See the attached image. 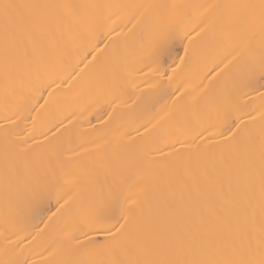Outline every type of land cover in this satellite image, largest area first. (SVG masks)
<instances>
[{
	"label": "snow or ice",
	"instance_id": "6c2138e0",
	"mask_svg": "<svg viewBox=\"0 0 264 264\" xmlns=\"http://www.w3.org/2000/svg\"><path fill=\"white\" fill-rule=\"evenodd\" d=\"M80 50L110 130L73 144L6 118L0 264H264V0H0L6 107Z\"/></svg>",
	"mask_w": 264,
	"mask_h": 264
},
{
	"label": "bare ground",
	"instance_id": "6f19581e",
	"mask_svg": "<svg viewBox=\"0 0 264 264\" xmlns=\"http://www.w3.org/2000/svg\"><path fill=\"white\" fill-rule=\"evenodd\" d=\"M12 2H19V0H12ZM77 2H89V3H147L151 0H77ZM117 32L120 28L116 29ZM126 31V29H125ZM104 41H109V51L112 47L119 46L122 43L121 39H116L111 33L109 36H103ZM112 37L109 40V37ZM99 48L102 50L104 44L101 43ZM85 52L72 51L69 56L65 59L63 65L58 66L57 72L53 79L55 83H49V86L40 90L39 82L34 83L29 89H26L22 97H18L15 102L9 104L7 107L4 104L2 94H0V126L6 124V118L12 121H17L15 127L10 128V131L19 133L21 136L25 135L29 129L36 128L39 131H45L48 127H51V135L53 132L58 133V138L66 139L71 137L73 144L81 140L87 141L93 139L96 135L101 132H108L110 126L101 129L100 125L103 122L108 113L112 111V108L105 103L106 94L99 92H89L85 87L88 76L92 72V68H88L84 72L85 63L77 64V58L83 56ZM107 53L103 51L98 52L99 60L98 64L104 60ZM92 59L91 55L88 56V60ZM201 68L192 69V72L200 71ZM146 74H148V69H143L142 73H137V78L132 83L138 84L137 89H132L129 86V91H135L139 94L141 91L145 95L150 94L149 85L155 83L152 79H147V83L141 82L146 79ZM183 87V85H181ZM36 89V91H33ZM0 93H2V85H0ZM251 96H255V93H251ZM136 97L133 96V99ZM260 101L258 99H253L247 108L255 107L256 111H259ZM43 106V107H41ZM30 109V111H29ZM39 110V111H37ZM256 113L254 112L253 115ZM119 115V114H118ZM33 117H36L35 122ZM66 117V118H65ZM60 121L63 122V126ZM140 131H143L141 129ZM211 129L209 130V133ZM3 133V128L0 127V135ZM135 136L136 133L132 132ZM43 139L42 136L38 137ZM167 149H165L166 151ZM54 205V202H53ZM52 211H56V206H52ZM46 218V217H45ZM43 227V225H41ZM4 229V206L3 200L0 199V233ZM4 240L2 235H0V259L3 257ZM38 249H33L32 258L35 260H40L42 257L35 254Z\"/></svg>",
	"mask_w": 264,
	"mask_h": 264
}]
</instances>
